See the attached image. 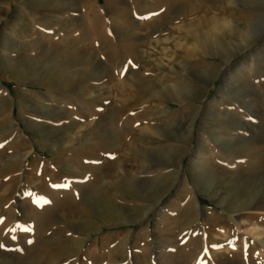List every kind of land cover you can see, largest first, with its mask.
Listing matches in <instances>:
<instances>
[{
	"label": "rangeland",
	"instance_id": "obj_1",
	"mask_svg": "<svg viewBox=\"0 0 264 264\" xmlns=\"http://www.w3.org/2000/svg\"><path fill=\"white\" fill-rule=\"evenodd\" d=\"M260 204L264 0H0V264H264Z\"/></svg>",
	"mask_w": 264,
	"mask_h": 264
},
{
	"label": "bare ground",
	"instance_id": "obj_2",
	"mask_svg": "<svg viewBox=\"0 0 264 264\" xmlns=\"http://www.w3.org/2000/svg\"><path fill=\"white\" fill-rule=\"evenodd\" d=\"M152 16V15H151ZM198 35V34H197ZM194 35V37H196L195 39H198L199 41V43H198V45L199 46H197V48L198 47H200L201 48V52H204V53H211V49L209 48V47H207L205 44L208 42H206V37H208V36H206V34H205V36L204 35ZM203 36V37H202ZM214 36V35H213ZM210 39V38H209ZM216 39V38H215ZM199 49V48H198ZM222 50V49H221ZM194 53H196V52H194ZM61 87V86H60ZM231 86H230V84L229 83H227L226 85H224L223 86V88L222 89H224V90H226V89H228V88H230ZM59 89V88H58ZM196 158V157H195ZM197 160H195V162L193 163V164H191L190 165V173L193 175V178L195 177H197V175L196 174H198L199 172H198V166H200V159L201 158H196ZM238 160H236L235 161V163H233V164H231V165H229L231 168H236L237 167V162ZM240 161V160H239ZM203 167H205V166H203ZM198 206V205H197ZM240 210V209H239ZM257 211H259L260 212V215H261V217L262 218H264V204H260V209L259 210H257ZM237 212V211H236ZM254 230V229H253ZM252 230V231H253ZM253 235H254V232H251ZM224 234H226V233H224ZM225 236V235H224ZM262 237V238H261ZM203 241H204V244H205V242H206V239H205V236L203 235ZM262 239H264V233H262L261 235H260V237L258 236V237H256V240L257 241H259V245H261V247H260V255H263L264 254V241L262 240ZM237 242H235V241H230V243H229V245H230V247L229 248H231V249H237V244H236ZM246 247V246H245ZM218 248V247H217ZM220 248V247H219ZM225 249H226V247H225ZM219 251V250H218Z\"/></svg>",
	"mask_w": 264,
	"mask_h": 264
},
{
	"label": "clouds",
	"instance_id": "obj_3",
	"mask_svg": "<svg viewBox=\"0 0 264 264\" xmlns=\"http://www.w3.org/2000/svg\"><path fill=\"white\" fill-rule=\"evenodd\" d=\"M233 28V21L227 17L219 19L213 27V31L221 34L223 31H231Z\"/></svg>",
	"mask_w": 264,
	"mask_h": 264
},
{
	"label": "snow or ice",
	"instance_id": "obj_4",
	"mask_svg": "<svg viewBox=\"0 0 264 264\" xmlns=\"http://www.w3.org/2000/svg\"><path fill=\"white\" fill-rule=\"evenodd\" d=\"M61 185H54V187H60Z\"/></svg>",
	"mask_w": 264,
	"mask_h": 264
}]
</instances>
